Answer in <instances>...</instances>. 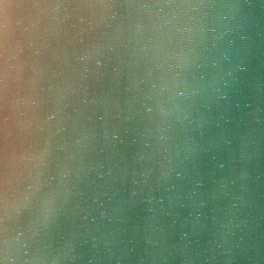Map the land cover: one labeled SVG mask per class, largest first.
I'll return each mask as SVG.
<instances>
[{"label":"water","instance_id":"1","mask_svg":"<svg viewBox=\"0 0 264 264\" xmlns=\"http://www.w3.org/2000/svg\"><path fill=\"white\" fill-rule=\"evenodd\" d=\"M0 264H264V0H0Z\"/></svg>","mask_w":264,"mask_h":264}]
</instances>
